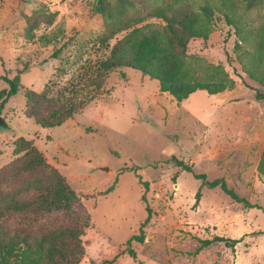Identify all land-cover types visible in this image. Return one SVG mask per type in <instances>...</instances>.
Masks as SVG:
<instances>
[{"label":"rangeland","instance_id":"374dc122","mask_svg":"<svg viewBox=\"0 0 264 264\" xmlns=\"http://www.w3.org/2000/svg\"><path fill=\"white\" fill-rule=\"evenodd\" d=\"M33 13L38 24L30 30L26 18ZM47 15H53L49 24ZM217 16L208 38L190 40L186 53L204 80L225 73L229 90L196 91L176 103L156 81L120 67L78 114L40 128L23 115V91L38 93L49 82L51 89L61 86L93 58L103 23L91 0H0V91L13 77L20 87L0 109V168L15 158L12 142L22 137L64 177L90 216L78 264H264V177L256 171L264 155V100L254 99L264 95V77L257 84L248 76L263 73L256 55L264 45L256 43H264V3L233 14L242 43ZM252 125L263 130L249 131ZM172 159L207 181L222 179L255 207L201 187ZM146 208L142 242L126 246L147 218ZM213 237L237 242L200 248Z\"/></svg>","mask_w":264,"mask_h":264},{"label":"trees","instance_id":"16d2710c","mask_svg":"<svg viewBox=\"0 0 264 264\" xmlns=\"http://www.w3.org/2000/svg\"><path fill=\"white\" fill-rule=\"evenodd\" d=\"M263 3L264 0H91L92 11L103 23L93 42V58L81 63L56 89H51L49 82L38 93L24 90L23 115L40 128L60 126L95 100L108 75L120 67L156 81L158 91L176 103L198 90L208 95L222 92L231 87L232 81L225 73L218 80H204L186 53L187 44L192 39L205 41L219 21L217 15L234 28L237 43H242L245 40L239 35L233 14L238 8L249 12ZM35 14L43 15L40 10ZM52 17L45 16V23L49 24ZM149 19L158 22H147ZM26 24L30 30L36 28L34 13L26 18ZM237 43L235 48H240ZM256 44L264 45L262 40ZM256 62L264 63V51L256 55ZM63 70L59 67L57 72L64 75ZM262 71L258 81L264 77V65ZM248 76L257 79L253 74ZM4 82L7 89L0 91V109L20 89L17 77ZM256 98L264 96L256 94ZM11 154L15 158L0 168V264H78L84 256L81 238L90 224L89 213L64 177L46 162L31 141L18 137L12 142ZM172 161L175 167L200 181L201 187L218 188L233 201L255 207L227 188L222 179L207 181L205 175L193 173L190 165ZM256 171L264 177V155ZM143 185L147 187L146 183ZM198 198L199 191L194 203ZM146 212L138 234L130 236L126 246L131 241L142 242L141 228L149 218L147 208ZM212 242L233 247L237 241L213 237L201 241L200 248Z\"/></svg>","mask_w":264,"mask_h":264},{"label":"crops","instance_id":"0c3cea01","mask_svg":"<svg viewBox=\"0 0 264 264\" xmlns=\"http://www.w3.org/2000/svg\"><path fill=\"white\" fill-rule=\"evenodd\" d=\"M253 81L256 82L257 84H261V83H262L261 80H260L261 82L258 81V78H257L256 80L253 79ZM225 90H229V89H225ZM225 90H223V91H225ZM198 91H203V90H198ZM223 91H222V92H223ZM195 92H196V91H195ZM204 92H205V91H204ZM205 93H206V92H205ZM206 94H207V93H206ZM216 94H217V93H216ZM191 95H195V93H194V94H193V93L190 94L187 98H189ZM207 95H208V94H207ZM257 95H261V94H257ZM254 96H255V97H254L255 100H264V98H256V94H255ZM263 96H264V95H263ZM187 98H186V99H187ZM182 101H183V100H182ZM237 102H239V101H237ZM235 103H236V102H235ZM257 130H263V129H260L259 126L252 125V126H251V129H250L249 131H257Z\"/></svg>","mask_w":264,"mask_h":264},{"label":"water","instance_id":"95a60500","mask_svg":"<svg viewBox=\"0 0 264 264\" xmlns=\"http://www.w3.org/2000/svg\"><path fill=\"white\" fill-rule=\"evenodd\" d=\"M2 124L1 120H0V125Z\"/></svg>","mask_w":264,"mask_h":264}]
</instances>
